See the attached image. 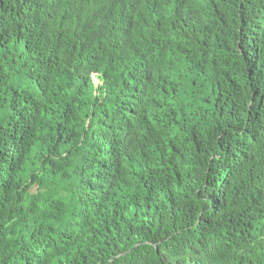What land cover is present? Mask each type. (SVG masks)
Instances as JSON below:
<instances>
[{
  "label": "trees",
  "instance_id": "trees-1",
  "mask_svg": "<svg viewBox=\"0 0 264 264\" xmlns=\"http://www.w3.org/2000/svg\"><path fill=\"white\" fill-rule=\"evenodd\" d=\"M0 264H264V0H0Z\"/></svg>",
  "mask_w": 264,
  "mask_h": 264
}]
</instances>
